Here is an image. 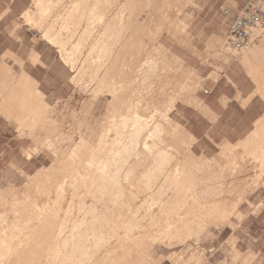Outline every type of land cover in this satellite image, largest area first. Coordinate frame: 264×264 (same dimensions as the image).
Here are the masks:
<instances>
[{
    "label": "rangeland",
    "instance_id": "1",
    "mask_svg": "<svg viewBox=\"0 0 264 264\" xmlns=\"http://www.w3.org/2000/svg\"><path fill=\"white\" fill-rule=\"evenodd\" d=\"M32 1L33 9L23 15L22 22L28 29L27 39L39 41L44 55L34 62L25 42L21 59L6 62L9 74L0 84V214L7 217L0 220V229L25 223L32 229L39 222V206L49 207V226L40 235L43 244L37 247L34 264H52L50 249L60 239L81 242L84 231L92 233L87 223L94 217L93 207H103V219L113 216L114 203L101 196L102 178L119 180L110 181L118 189L112 197L118 202L130 201L120 196L124 188L133 192V202L150 201L146 177L159 153L143 149L145 134L138 146L123 150L132 144V137L123 134L120 123L124 116L131 121L137 115L149 127L159 122L168 129L161 144L173 146L177 159L164 170L170 171L171 180L175 169L183 170L185 177V189L177 197L171 192L172 200L189 198L187 191L198 185V176H204L210 186L233 188L231 195L205 204L202 214L197 208L189 215L195 218L191 225L202 215L214 218L200 240L189 237L175 247L154 244L152 264H264V122L258 123L248 139L220 147L204 142L194 146L196 140L184 129L187 120L195 123V112L186 106L204 95L207 77L230 66L238 73L243 71L249 47L231 44L228 36L235 16L252 0H83L81 6L78 0ZM123 4L129 10L124 17L127 31L121 35L133 36L116 46ZM76 7H80V20H66ZM102 13L103 19L95 20ZM256 35L264 38V31ZM57 37L66 43L68 52L78 51L74 66L49 40ZM111 47V64L98 69V78H94L92 63ZM80 68L85 75L73 83ZM139 69L147 70L144 77L138 76ZM171 107L172 113L165 117ZM244 142L249 144L246 149L238 146ZM134 152L128 171L116 162L106 163ZM66 180L83 187L74 201L58 194V186ZM157 182L163 185V180ZM83 190L90 194L80 205ZM71 203V220L80 227L76 234L71 228L64 229L60 238L63 216ZM182 204L173 202L171 212L160 218L176 220L183 214ZM123 214L135 217L133 212ZM103 227L102 236L110 238L109 227ZM150 232L159 236L160 228ZM0 238L16 243L11 235L0 234ZM148 247L141 244L137 254L143 257ZM70 248L71 240L63 252ZM111 250L106 262L104 257ZM26 255L17 264H32ZM121 255L120 240L113 237L95 258L101 264H119Z\"/></svg>",
    "mask_w": 264,
    "mask_h": 264
},
{
    "label": "bare ground",
    "instance_id": "2",
    "mask_svg": "<svg viewBox=\"0 0 264 264\" xmlns=\"http://www.w3.org/2000/svg\"><path fill=\"white\" fill-rule=\"evenodd\" d=\"M82 1L83 0L77 1L79 6L82 5ZM126 4H123L121 8V26L119 28L120 34L116 36L117 40L114 43L116 46H120L121 39L127 40L128 37L131 38V35L133 36V34L130 33H128L130 35H128L127 33L121 35L122 31H127L125 27L126 25L124 24V17L128 13L129 8ZM79 15L80 7H76L67 16L68 18H66V20L70 22L80 20ZM103 17V13L99 14L95 18V20L101 21ZM49 40L53 44L58 45L59 51L66 62L74 66L75 55L78 51L74 50L72 52H68L66 43H64L59 37L54 39L49 38ZM79 47L80 46L77 45L76 49H78ZM112 48L113 47L108 48L106 54H102L94 61V63H92V71L95 72L94 78H98V69L106 68L111 64V54L113 50ZM146 71L147 70L139 69L138 76L144 77ZM84 75L85 73L83 69L80 68L77 75L72 78L73 83L76 82L77 77L83 78ZM173 109V107L167 108L164 112L165 117L171 114ZM129 120L130 119L128 116H124L123 120L120 123V129L123 130V134L129 133L132 137V144H130L129 147L124 146L123 150L126 151L130 147L132 149L133 145L138 146V143L140 141L139 139L143 136V134H145L146 137L142 140L143 149L147 151L157 150L156 153H159L158 158L154 161V168L146 177L147 182L145 184V189L146 192H148L151 200H142L139 202V199H136V201L133 202V192L124 188L120 192V196L123 198L126 197L127 200L130 201L121 200V202H118L112 198L113 196H116V192L118 189H116L115 186H112L110 181L119 182V180L117 181V178L112 176L102 178V181L104 183H102L103 190L101 192V196H106L103 197L104 201L114 203V207L113 209H111L114 212L113 216L103 219V207L101 209L93 207L91 209V212L93 213L94 217L87 223V227L90 231H92V233H89L88 230L84 231V233L80 235L81 237H83V240L81 242L73 241L74 238L71 239L69 237H63L65 235V233H63L64 229L71 228L74 234H76L77 229L80 227V225H75L71 220V203L69 209L64 213L63 216V223L61 225V228H63V230L60 229L58 233V236L60 238H63L57 242L56 247L50 249L51 253H53L49 254V259L52 264H56L57 262H59L58 264H101V259L97 257L95 258V256L99 254L101 246L107 241H112L113 237H116L117 239L119 238L122 246V255L118 260L119 264H152V245L159 244L169 247H175L179 244H184L185 239L189 237L200 240L203 237L205 228L213 223L214 218H208L202 215L201 217H199L197 222L193 221L191 225L189 222L192 219L194 220L195 218H189V215L191 213H194L197 208H201L200 213L202 214V212L206 208V206H204L205 204L209 205L210 202L212 203L218 197H226L233 193V188L231 189L224 184L223 186H210L205 183L204 176H198V185L195 188L187 191L189 198L186 197L184 201H182L183 204L182 202L172 200V196H170L171 192H174L175 196L177 197L181 195L182 191L185 189L183 185L185 177L183 170L175 169V178L171 180L170 171L164 170V166L166 164L171 163L177 159V151L173 146H163V144H161V138L163 136L168 137V129L166 128V125L155 122L151 127H149V122L140 120L137 115H135V117H133L131 121ZM238 146L244 147L246 149V147H249V144L247 145V143L244 142L243 144L240 143ZM136 153L137 152H134L132 154L127 153L125 156L122 155V157H120L122 159H119L118 161H116L112 157L110 159V162L106 163L110 164L116 162L117 166L125 172L129 170V164L130 162H132L130 158L134 157ZM92 165H94V163H92ZM103 172L105 171L101 169L102 174ZM82 178L84 179L85 177L82 175ZM159 180H163V185H160L157 182ZM131 188L132 185L129 189ZM80 189H83V187L79 188L73 183H68L67 180L61 183L57 188L58 194L61 199H71V201L75 200L77 192L80 193ZM89 194L90 192L86 193L83 190L80 196L82 198L79 203L80 205L85 203L83 198L87 197ZM173 202L177 205L182 204L180 211L183 212V214L176 220L168 222L167 217L160 218V215H168L172 210L171 204ZM50 211L51 209L47 206H39V220H37L39 222L38 225H34L32 229H30L29 225L26 223L22 227L20 225H12L0 229V234L11 235V238L16 242L14 244H8L5 239L0 238L1 264H6L5 262H8V264H17L19 263V261L24 260L23 256L26 254H28V257L30 258L28 260V263L32 262V264H34V262H37V247H40L41 244H43L40 235L46 228V224L49 226V222L47 220L50 217ZM124 212H127L128 214L133 212L135 217L132 218L124 216ZM6 218V215L0 214V220L5 221ZM146 222L148 223L145 224ZM105 224L109 227V231H111V236L108 239L102 236V231L104 228L103 226ZM155 227L160 228V234L156 237H154V235H152L150 232V230L155 229ZM8 232H10V234ZM91 239H94V241L92 243H89V240ZM70 240L73 243V249L70 248V250L63 252V247L67 248V246L70 245ZM141 244L146 245L147 247L149 246L147 252H143V257L140 256V254H137L138 248ZM113 252L114 250H111L106 253L104 257L106 262L109 261Z\"/></svg>",
    "mask_w": 264,
    "mask_h": 264
},
{
    "label": "crops",
    "instance_id": "3",
    "mask_svg": "<svg viewBox=\"0 0 264 264\" xmlns=\"http://www.w3.org/2000/svg\"><path fill=\"white\" fill-rule=\"evenodd\" d=\"M32 9V0H0V84L9 74L6 62L21 59L25 42L36 58L34 62L44 55L39 41L27 39L28 29L22 22L23 15ZM243 47H249L243 71L238 73L230 66L215 75L213 72L204 82V95L186 106L195 112V123L184 122V129L196 140L194 146L203 142L214 147L236 145L264 122V38Z\"/></svg>",
    "mask_w": 264,
    "mask_h": 264
},
{
    "label": "built area",
    "instance_id": "4",
    "mask_svg": "<svg viewBox=\"0 0 264 264\" xmlns=\"http://www.w3.org/2000/svg\"><path fill=\"white\" fill-rule=\"evenodd\" d=\"M261 2L263 0H252L235 16L228 36L231 44L243 47L258 37L257 32L264 31V5Z\"/></svg>",
    "mask_w": 264,
    "mask_h": 264
}]
</instances>
